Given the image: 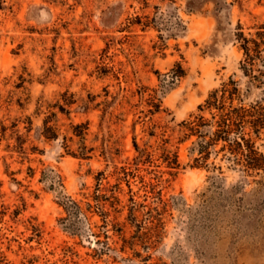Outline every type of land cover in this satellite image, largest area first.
Listing matches in <instances>:
<instances>
[{
	"label": "rangeland",
	"instance_id": "1",
	"mask_svg": "<svg viewBox=\"0 0 264 264\" xmlns=\"http://www.w3.org/2000/svg\"><path fill=\"white\" fill-rule=\"evenodd\" d=\"M257 32L264 0H0V264H264V172L179 140L229 78L264 104Z\"/></svg>",
	"mask_w": 264,
	"mask_h": 264
},
{
	"label": "trees",
	"instance_id": "2",
	"mask_svg": "<svg viewBox=\"0 0 264 264\" xmlns=\"http://www.w3.org/2000/svg\"><path fill=\"white\" fill-rule=\"evenodd\" d=\"M256 34L258 38L264 40L263 32ZM240 39L242 40L240 46L247 59L242 63V67L248 72L252 70L253 59L259 55L260 44L256 39H248L242 34ZM239 96L237 83L229 78L220 88L211 91L203 104L198 105L199 111H209V118L202 114H191V119L179 123L181 132L179 140L193 135L197 137L195 143L198 156L195 157V161L205 162L212 152L215 155L221 152L245 175L264 172V155L257 151L253 137L264 127V104L260 100L249 106L233 105L234 100H240ZM169 153L166 151L165 154L167 167L176 168L177 155L172 153L170 156Z\"/></svg>",
	"mask_w": 264,
	"mask_h": 264
}]
</instances>
